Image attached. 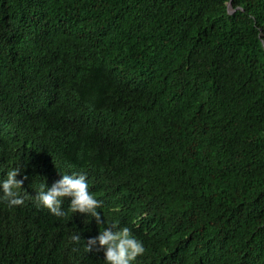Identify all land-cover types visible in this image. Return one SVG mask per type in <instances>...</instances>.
Listing matches in <instances>:
<instances>
[{
  "label": "trees",
  "instance_id": "trees-1",
  "mask_svg": "<svg viewBox=\"0 0 264 264\" xmlns=\"http://www.w3.org/2000/svg\"><path fill=\"white\" fill-rule=\"evenodd\" d=\"M13 168L0 264H105L95 218L36 202L72 172L145 239L140 264H264V0H0V179Z\"/></svg>",
  "mask_w": 264,
  "mask_h": 264
},
{
  "label": "clouds",
  "instance_id": "clouds-1",
  "mask_svg": "<svg viewBox=\"0 0 264 264\" xmlns=\"http://www.w3.org/2000/svg\"><path fill=\"white\" fill-rule=\"evenodd\" d=\"M21 173L19 168H13L7 171L4 179H0V201L7 203L8 207L19 206L24 203V198L19 194L20 188L24 184L23 179H18ZM136 172H132L129 183L135 180ZM145 176L141 179L143 180ZM64 198H69L70 210L73 213L86 214L87 217L95 218L102 230L98 235L87 238L85 250L89 253L103 251L105 264H140L139 259L145 255V239L132 234L131 228L121 226L119 219L109 224L107 220L102 219V214L98 209L102 208V201L97 199L89 190V184L86 174L72 172L63 174L62 177L54 181L51 186L42 184L40 190L36 192L35 199L38 205L47 208L57 217H63L66 212L62 208ZM131 226L143 225L153 220H148L147 213H141L138 217H128ZM107 223L108 225H103ZM137 233V232H136ZM70 240L79 244L81 236L74 233Z\"/></svg>",
  "mask_w": 264,
  "mask_h": 264
},
{
  "label": "water",
  "instance_id": "water-1",
  "mask_svg": "<svg viewBox=\"0 0 264 264\" xmlns=\"http://www.w3.org/2000/svg\"><path fill=\"white\" fill-rule=\"evenodd\" d=\"M230 7H231V4H230Z\"/></svg>",
  "mask_w": 264,
  "mask_h": 264
}]
</instances>
